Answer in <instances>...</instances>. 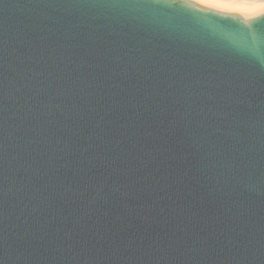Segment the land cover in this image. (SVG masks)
<instances>
[{
  "label": "water",
  "instance_id": "1",
  "mask_svg": "<svg viewBox=\"0 0 264 264\" xmlns=\"http://www.w3.org/2000/svg\"><path fill=\"white\" fill-rule=\"evenodd\" d=\"M181 3L0 0V264H264V15Z\"/></svg>",
  "mask_w": 264,
  "mask_h": 264
},
{
  "label": "bare ground",
  "instance_id": "2",
  "mask_svg": "<svg viewBox=\"0 0 264 264\" xmlns=\"http://www.w3.org/2000/svg\"><path fill=\"white\" fill-rule=\"evenodd\" d=\"M198 2V0H193ZM226 5L225 8H218L239 14L261 15L264 12V0H220Z\"/></svg>",
  "mask_w": 264,
  "mask_h": 264
},
{
  "label": "snow or ice",
  "instance_id": "3",
  "mask_svg": "<svg viewBox=\"0 0 264 264\" xmlns=\"http://www.w3.org/2000/svg\"><path fill=\"white\" fill-rule=\"evenodd\" d=\"M161 2L168 4L171 7H176V6L184 7L183 4L181 3V0H148V3L150 4H160ZM198 2L203 4L208 9H213V8L226 9L227 7L226 5L222 4L220 0H198ZM200 10L202 11L203 9ZM261 15H264V12H262Z\"/></svg>",
  "mask_w": 264,
  "mask_h": 264
}]
</instances>
